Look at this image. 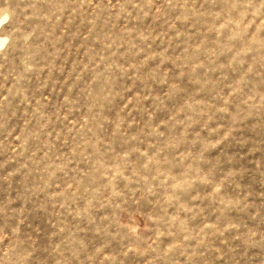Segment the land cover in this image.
<instances>
[{
	"label": "rangeland",
	"instance_id": "obj_1",
	"mask_svg": "<svg viewBox=\"0 0 264 264\" xmlns=\"http://www.w3.org/2000/svg\"><path fill=\"white\" fill-rule=\"evenodd\" d=\"M0 264H264V0H0Z\"/></svg>",
	"mask_w": 264,
	"mask_h": 264
},
{
	"label": "bare ground",
	"instance_id": "obj_2",
	"mask_svg": "<svg viewBox=\"0 0 264 264\" xmlns=\"http://www.w3.org/2000/svg\"><path fill=\"white\" fill-rule=\"evenodd\" d=\"M3 21H4V20H2V21L0 22V27H1L2 23H3ZM6 41H7V40H6L5 38H1V37H0V48L5 44Z\"/></svg>",
	"mask_w": 264,
	"mask_h": 264
}]
</instances>
